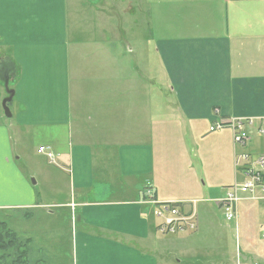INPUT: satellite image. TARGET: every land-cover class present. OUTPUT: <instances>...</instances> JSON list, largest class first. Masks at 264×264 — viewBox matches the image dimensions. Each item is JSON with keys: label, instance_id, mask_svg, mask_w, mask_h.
Wrapping results in <instances>:
<instances>
[{"label": "crops", "instance_id": "obj_1", "mask_svg": "<svg viewBox=\"0 0 264 264\" xmlns=\"http://www.w3.org/2000/svg\"><path fill=\"white\" fill-rule=\"evenodd\" d=\"M127 1L140 19L120 29L108 15L118 0H0V60L16 69L11 118L0 80V169L13 181L1 184L14 185L2 221L32 252L56 221L72 264H264V202H240L233 222L217 203L257 167L264 137L248 128L242 147L231 128L211 131L264 118V0H161L160 20L181 19L160 23L155 43L141 19L153 0ZM33 135L58 165L29 171ZM237 154L250 160L237 168ZM151 198L188 212L198 202V229L159 234ZM40 248L49 259L25 264H52Z\"/></svg>", "mask_w": 264, "mask_h": 264}, {"label": "built area", "instance_id": "obj_2", "mask_svg": "<svg viewBox=\"0 0 264 264\" xmlns=\"http://www.w3.org/2000/svg\"><path fill=\"white\" fill-rule=\"evenodd\" d=\"M224 128H231L233 131L234 143L236 146H246L251 140L248 128H254L257 134L264 137L263 119H236L230 122H221L214 125L211 131H220ZM41 153L44 150L41 149ZM52 161L54 156L48 154ZM250 155H236L237 168L240 161L248 162ZM244 180L230 187L226 196L219 200L218 205L223 208L227 222L237 219V205L246 200L264 202V156L257 157V167L248 166L242 169ZM154 205V216L159 221L157 231L161 235L174 236L187 232H194L198 229L197 203H191V210L183 211L181 206L174 203H161L154 199L148 200ZM264 230V223L262 225Z\"/></svg>", "mask_w": 264, "mask_h": 264}, {"label": "rangeland", "instance_id": "obj_3", "mask_svg": "<svg viewBox=\"0 0 264 264\" xmlns=\"http://www.w3.org/2000/svg\"><path fill=\"white\" fill-rule=\"evenodd\" d=\"M118 1L121 3V10L120 11H114V12H108V15H110V18H112V21H114V24H118L120 26L119 27L120 29H122L126 24L128 25V24H131L133 22V19H134L133 15L136 16V19H138V20L140 19V15L137 16L138 12L127 8L128 7V1L127 0H118ZM160 1L161 0H153L152 4L150 6V8H152V9H150V11H148V13L147 12L143 13V16H141V19H145L146 20V23H145L146 28H147V25H148L147 22L151 21V23L153 24L152 32H151V35H150L151 41L153 43H155L157 41V39L159 37H161V32L159 31L160 23L166 24V22H167L168 25H170V23H171V25H176L178 23V20L181 19V18H177L178 14H179L178 12H164L165 16H166L165 20L164 19L160 20L161 10L157 9L160 6V5H158L160 3ZM125 30H126L125 35L130 34L129 31L131 30V28H128V30L125 28ZM138 31H140V29L136 30V32H138ZM143 33L148 34V30L145 31V27L144 26L142 27V30H141L140 34H143ZM156 91H158V90L156 89L155 92ZM2 92H3L2 100H4L5 96L7 95L5 88L2 89ZM45 139H47V138H45ZM45 139L42 136H40V135L37 136V137H35L34 135L32 137H30V143H34L36 145V149H35V154L33 153L35 159H33V161H32V164H34V166L31 167L29 171H34V173H39V170H38L37 166H35V163L40 162V163H43L44 165H46V160H45L44 157H46L47 160L51 164H57V162H56L57 155H56L55 151L52 148H50L48 146H43V147L39 148L41 146V143ZM38 148H39V150H38ZM41 149L44 150V153H41ZM37 151L40 154L37 153ZM49 153L54 156V160L53 161L48 158V154ZM57 161H58V159H57ZM39 164H37V165H39ZM49 167H50V169L51 168H55L54 166H52L50 164H49ZM6 178H8L10 182H13V181H11L10 176L8 174H5L0 169V193H1V196L3 198H6L5 196H8V195H11V194L14 193L13 192L14 185H12V186H10V185L3 186L1 184V183H3V180L6 179ZM30 180L33 183L34 177L33 178L31 177ZM59 183H60V187L61 188L63 187V188L57 194L60 195V196H63L64 195V191H65V193L68 192L67 185H66V180L61 178L60 182L57 181V185ZM39 189H40V191H42V193L44 195H48V192L50 193V190L47 192L48 188H47L46 184H44V182H42V181H41V185H40ZM238 205H237V207H238ZM220 208L223 210L222 206ZM224 216H225V214H224ZM1 218H2V216L0 214V219ZM13 219L15 220V215L14 214H13ZM38 226H39L38 224H30L29 223L28 226H25L24 229H27V228L28 229H33V228H37ZM10 227L8 226V228L12 230V232L15 234V236H17L19 244L21 246H28L29 252H28L27 258H31V260H32L33 257H35L36 259H39V260H44V259L48 260L49 258L47 257V252L43 253L42 251H40V250H44V249L40 248V246H49L52 264H72V261H73V254L71 253V247L72 246L70 247L68 233H67L65 228H63V227L59 228L58 225L56 224V221H55V226L53 227V228H56L54 230V233H53L54 238H51L50 235H48V238H46V240H39V242L37 244H35V248L33 249L35 252H32L31 251V246H29V245H31V243H32L31 241L32 240H30V238L27 239L25 237L24 238L19 237L17 232H15L13 230V228H14L13 224L10 225ZM18 227L21 229L23 226H18ZM51 233H52V230L50 231L49 234H51ZM53 261L55 263H53Z\"/></svg>", "mask_w": 264, "mask_h": 264}, {"label": "trees", "instance_id": "obj_4", "mask_svg": "<svg viewBox=\"0 0 264 264\" xmlns=\"http://www.w3.org/2000/svg\"><path fill=\"white\" fill-rule=\"evenodd\" d=\"M28 252V246H21L7 223L0 219V264H25Z\"/></svg>", "mask_w": 264, "mask_h": 264}, {"label": "water", "instance_id": "obj_5", "mask_svg": "<svg viewBox=\"0 0 264 264\" xmlns=\"http://www.w3.org/2000/svg\"><path fill=\"white\" fill-rule=\"evenodd\" d=\"M2 61L0 63V80L3 82L7 93V97L3 100L2 106L6 117L11 118L12 113L9 105L13 102L15 98V90H13L10 87V81H11L10 75H13V78H15L16 69H15V65L11 63L9 60H4V62Z\"/></svg>", "mask_w": 264, "mask_h": 264}]
</instances>
